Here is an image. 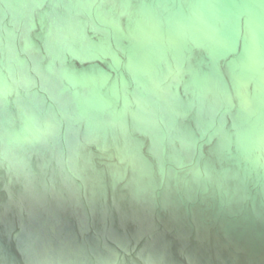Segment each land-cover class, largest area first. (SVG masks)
I'll return each instance as SVG.
<instances>
[{"label": "water", "instance_id": "1", "mask_svg": "<svg viewBox=\"0 0 264 264\" xmlns=\"http://www.w3.org/2000/svg\"><path fill=\"white\" fill-rule=\"evenodd\" d=\"M0 264H264V0H0Z\"/></svg>", "mask_w": 264, "mask_h": 264}]
</instances>
